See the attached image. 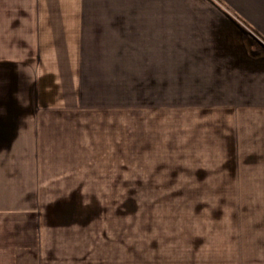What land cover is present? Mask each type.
<instances>
[{"label": "crops", "instance_id": "obj_1", "mask_svg": "<svg viewBox=\"0 0 264 264\" xmlns=\"http://www.w3.org/2000/svg\"><path fill=\"white\" fill-rule=\"evenodd\" d=\"M151 1L0 0V264H264V205L242 208L264 188V57L215 5ZM138 92L144 149L123 146ZM123 185L188 188L193 209L123 234L92 205Z\"/></svg>", "mask_w": 264, "mask_h": 264}, {"label": "rangeland", "instance_id": "obj_2", "mask_svg": "<svg viewBox=\"0 0 264 264\" xmlns=\"http://www.w3.org/2000/svg\"><path fill=\"white\" fill-rule=\"evenodd\" d=\"M170 2V3H179V4H189V3H208L211 7L215 5L218 9L221 10L224 15L223 23L226 24L227 27L226 33L229 36H233L235 41L234 45L236 49L242 47L243 43L250 47V53L254 56V58L259 59L261 56L264 57V35L254 26L253 24H257L259 26H263L264 29V17H260L259 10L264 9V3L261 2L263 0H152L151 2ZM263 4L260 5L259 4ZM248 4L254 6L253 11H250L248 8ZM215 12L220 14L221 12ZM213 12V13H215ZM263 13V12H262ZM252 18V22L249 23L247 17ZM257 16V17H256ZM231 24L233 25L232 27ZM254 39L256 46L252 41ZM256 40V41H255ZM250 41V42H249ZM256 46V47H255ZM248 47V48H249ZM254 48V49H253ZM239 50V49H238ZM245 51V49H244ZM140 92V91H139ZM139 94V101L137 102H126L125 106L122 108V131L123 137L125 134V139L123 140V146H136L138 149H144L145 143L142 139L135 136L133 138L130 137L131 135V128L134 124H132V116L136 118V121L139 123L144 119V115H146V107L145 102L146 100V92ZM137 103V106H136ZM136 107V108H135ZM129 143V144H126ZM144 182V181H143ZM142 182V184H143ZM188 190V188H177L176 185L171 186H164V187H146L145 185H137V186H128L123 185L121 187V192L119 198L116 196V202H105V204H92L95 205L93 209L97 210H105V211H119L122 217V232L126 235L129 234V223L132 221H144L142 216H145V212L147 210H162L165 208L166 210H189L193 209V204L182 203V198L184 195L191 194L190 192H183ZM194 191V189L192 190ZM196 193L201 194L196 189ZM243 201L242 208H246L247 210H262L263 203H258V195H263L264 188L262 187H255V188H243L242 190ZM178 194L180 195L178 197ZM252 195V197H247ZM181 198V199H180ZM118 199V200H117ZM154 199L153 203H149ZM156 200V201H155ZM250 200V201H249ZM171 201V202H170ZM250 207V208H249ZM198 209H202V204H198ZM136 217V218H130ZM139 224V223H138ZM128 226V228H127ZM126 231V232H125ZM140 232L141 236H144L145 230L142 229L140 226L138 228V233ZM128 233V234H127Z\"/></svg>", "mask_w": 264, "mask_h": 264}]
</instances>
